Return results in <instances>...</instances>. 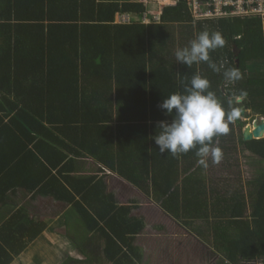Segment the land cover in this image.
<instances>
[{
  "label": "trees",
  "instance_id": "trees-1",
  "mask_svg": "<svg viewBox=\"0 0 264 264\" xmlns=\"http://www.w3.org/2000/svg\"><path fill=\"white\" fill-rule=\"evenodd\" d=\"M153 9L131 0H0V207H13L0 216V264L29 258L27 247L44 230L23 203L30 195L31 202L49 196L71 204L83 222L97 225L106 242L102 256L91 242L81 248L93 253L88 261L120 264L123 246L140 257L135 242L144 218L131 214L142 202L119 205L87 157L98 171L151 193L201 240L211 238L221 264H264V169L245 192L237 165L232 175L239 187L227 191L197 166L196 149L173 156L160 153L152 139L159 121H171L159 107L162 99L199 74L226 110L239 112L240 97L251 113L247 122L239 112L212 146L232 156L238 138L264 164V138L242 139L246 125L264 119L261 23L241 17L195 22L187 1L177 0L161 9L159 23L114 24L117 14ZM205 30L226 41L209 53L212 61L237 67L242 79L229 84L207 62L187 68L176 61L175 51Z\"/></svg>",
  "mask_w": 264,
  "mask_h": 264
},
{
  "label": "crops",
  "instance_id": "crops-1",
  "mask_svg": "<svg viewBox=\"0 0 264 264\" xmlns=\"http://www.w3.org/2000/svg\"><path fill=\"white\" fill-rule=\"evenodd\" d=\"M136 1L142 2L143 0H131V2ZM1 45L3 44H0V48ZM246 113L247 119H242L241 117V121L248 122V117L251 116L250 110L246 109ZM238 141L237 138L236 154L232 156L221 154L218 163H213L210 155L208 157L209 166L203 172L207 179L211 178L213 183H221L223 189L226 188L227 191H231L239 187L238 182L235 181V177L232 175L233 171L236 170V166L239 165L240 171L238 177H241L240 181L242 186H244L243 190L246 192V185L261 176L260 172L264 169V164L261 162L260 157L248 151ZM83 161L91 170H96H93L94 174L98 173V176L105 177L108 190L110 193H114V196L120 203L119 205L128 206L129 202H131L130 200L135 198L140 200L139 202H142L137 205L140 209L132 211L131 214L144 218L142 220V231L137 236L135 242L140 257L136 259L132 250L123 246L122 250H124L125 255L120 256L122 257L120 264L222 263L223 259L220 256H216L212 246L208 244L211 238L204 241L196 236L194 232H190L183 225L184 219L178 220L169 213H166L161 207V203H157L151 196V193L146 197L143 193L107 169H104L105 173L98 171L97 169L102 167L90 157L83 159ZM91 174L93 173H81V175ZM220 177H222V182L219 180ZM22 194L24 195L23 192ZM30 197L31 195L25 196L23 203H29L28 211L30 218L37 219L44 230L37 241L27 247L25 253H29L27 255L29 258L22 259V261H20L21 258H17L14 264H60L69 260H72L70 264H97L87 259L93 253L97 254V256H102V242L105 243L106 241H101L102 234L97 225L94 226L93 222H83L81 215L72 208L71 204H65L49 196L31 202ZM11 208L13 207H0V216L2 217L5 214L6 209ZM71 219L75 220L74 225L77 228L73 233L69 231ZM90 242L94 244H90L93 248V253L91 251H87L86 254L82 253L81 248L86 249L85 245ZM82 260L83 263L81 262Z\"/></svg>",
  "mask_w": 264,
  "mask_h": 264
},
{
  "label": "clouds",
  "instance_id": "clouds-1",
  "mask_svg": "<svg viewBox=\"0 0 264 264\" xmlns=\"http://www.w3.org/2000/svg\"><path fill=\"white\" fill-rule=\"evenodd\" d=\"M226 44L218 31L207 30L197 34L187 46L178 48L174 55L177 62L190 68L193 64L207 62L217 73L222 72L223 78L229 84L242 79V73L237 67L225 68L224 63L213 62L209 53ZM182 91H176L162 99L159 107L170 122L159 121V132L152 137L160 153L179 156L196 149L197 166L207 169L208 157L213 163H218L221 150L213 147V138L229 131V123L236 120L239 112L228 111L217 95L210 90V82L199 74L192 76L187 84H182ZM246 93L241 92L240 96ZM240 97H237L239 100ZM231 104V101H229Z\"/></svg>",
  "mask_w": 264,
  "mask_h": 264
},
{
  "label": "built area",
  "instance_id": "built-area-1",
  "mask_svg": "<svg viewBox=\"0 0 264 264\" xmlns=\"http://www.w3.org/2000/svg\"><path fill=\"white\" fill-rule=\"evenodd\" d=\"M192 17L196 21L228 19L234 17L256 18L262 26L264 37V0H186ZM143 3L154 9L149 14H117L114 24L128 25L139 22L143 25L159 23L161 9L175 6L177 0H143Z\"/></svg>",
  "mask_w": 264,
  "mask_h": 264
},
{
  "label": "water",
  "instance_id": "water-1",
  "mask_svg": "<svg viewBox=\"0 0 264 264\" xmlns=\"http://www.w3.org/2000/svg\"><path fill=\"white\" fill-rule=\"evenodd\" d=\"M241 98L237 100V104L239 105L240 116L245 118L247 116L246 106L241 104ZM264 137V119L256 118L252 123L245 126L242 130V139L244 142H249L254 139H262Z\"/></svg>",
  "mask_w": 264,
  "mask_h": 264
},
{
  "label": "rangeland",
  "instance_id": "rangeland-1",
  "mask_svg": "<svg viewBox=\"0 0 264 264\" xmlns=\"http://www.w3.org/2000/svg\"><path fill=\"white\" fill-rule=\"evenodd\" d=\"M74 222H75V220L74 219H71L69 231L72 232V233H73V231L75 229H77L76 226L74 225ZM217 264H220V262H218Z\"/></svg>",
  "mask_w": 264,
  "mask_h": 264
}]
</instances>
